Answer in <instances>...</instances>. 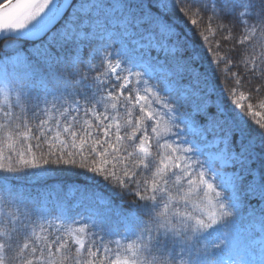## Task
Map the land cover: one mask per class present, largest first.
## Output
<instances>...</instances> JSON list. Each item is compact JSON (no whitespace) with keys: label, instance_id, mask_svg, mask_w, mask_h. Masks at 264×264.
Listing matches in <instances>:
<instances>
[{"label":"snow or ice","instance_id":"6c2138e0","mask_svg":"<svg viewBox=\"0 0 264 264\" xmlns=\"http://www.w3.org/2000/svg\"><path fill=\"white\" fill-rule=\"evenodd\" d=\"M0 40V264L264 244V0H0Z\"/></svg>","mask_w":264,"mask_h":264},{"label":"trees","instance_id":"16d2710c","mask_svg":"<svg viewBox=\"0 0 264 264\" xmlns=\"http://www.w3.org/2000/svg\"><path fill=\"white\" fill-rule=\"evenodd\" d=\"M6 41H0V47ZM250 233L243 230H238L233 238V248L231 250L232 257L239 261H244V264H264V249L259 250L257 246L251 247L249 245Z\"/></svg>","mask_w":264,"mask_h":264},{"label":"rangeland","instance_id":"374dc122","mask_svg":"<svg viewBox=\"0 0 264 264\" xmlns=\"http://www.w3.org/2000/svg\"><path fill=\"white\" fill-rule=\"evenodd\" d=\"M260 245V248H264V244H261L260 242H256Z\"/></svg>","mask_w":264,"mask_h":264},{"label":"water","instance_id":"95a60500","mask_svg":"<svg viewBox=\"0 0 264 264\" xmlns=\"http://www.w3.org/2000/svg\"><path fill=\"white\" fill-rule=\"evenodd\" d=\"M0 41H3V40H0Z\"/></svg>","mask_w":264,"mask_h":264}]
</instances>
